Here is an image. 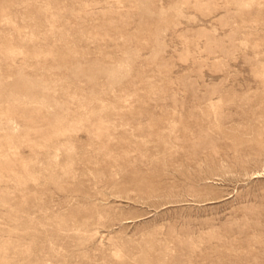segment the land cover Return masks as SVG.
Masks as SVG:
<instances>
[{
	"label": "rangeland",
	"instance_id": "1",
	"mask_svg": "<svg viewBox=\"0 0 264 264\" xmlns=\"http://www.w3.org/2000/svg\"><path fill=\"white\" fill-rule=\"evenodd\" d=\"M0 264H264V0H0Z\"/></svg>",
	"mask_w": 264,
	"mask_h": 264
}]
</instances>
